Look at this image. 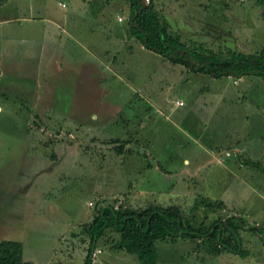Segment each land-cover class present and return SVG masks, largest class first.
Returning a JSON list of instances; mask_svg holds the SVG:
<instances>
[{
  "label": "rangeland",
  "instance_id": "rangeland-1",
  "mask_svg": "<svg viewBox=\"0 0 264 264\" xmlns=\"http://www.w3.org/2000/svg\"><path fill=\"white\" fill-rule=\"evenodd\" d=\"M148 1L187 43L221 53L264 47V0ZM124 3L0 4V240H19L34 264H82L80 225L100 205L177 204L187 215L195 205V224L239 215L247 254L163 239L156 264H264V173L243 162L264 167V77L193 73L156 55L129 34ZM105 30L124 31L127 51L98 81L87 76ZM69 51L79 72L60 65ZM110 55L102 60L114 70ZM114 237L97 240L103 250L91 264H139L110 246Z\"/></svg>",
  "mask_w": 264,
  "mask_h": 264
},
{
  "label": "trees",
  "instance_id": "trees-1",
  "mask_svg": "<svg viewBox=\"0 0 264 264\" xmlns=\"http://www.w3.org/2000/svg\"><path fill=\"white\" fill-rule=\"evenodd\" d=\"M124 2L130 34L146 49L160 54L170 62L181 64L193 73L214 77L230 74L264 77V47L256 52L228 50L221 53L206 49L200 43H187L169 29L167 20L159 16L151 1ZM243 162L264 173V167L258 162L249 159ZM199 202L211 205L204 199ZM195 208L192 205L187 215L177 204L152 203L143 207L112 203L100 205L90 220L80 225L88 240L82 264H91L97 240L107 230L116 235L111 239L110 246L134 254L139 264H156L155 242L163 239H205L210 252L247 254L240 236V230L245 228V224L239 215L229 214L223 218H215L205 226L202 221L194 223ZM260 237L264 244L263 235L260 234ZM0 264L34 263L23 259L22 243L19 240L1 239Z\"/></svg>",
  "mask_w": 264,
  "mask_h": 264
},
{
  "label": "crops",
  "instance_id": "crops-1",
  "mask_svg": "<svg viewBox=\"0 0 264 264\" xmlns=\"http://www.w3.org/2000/svg\"><path fill=\"white\" fill-rule=\"evenodd\" d=\"M3 1H7V0H2V1H0V4L3 2ZM172 1H175V0H172ZM171 0L170 1H168V2H171V3H173ZM197 1V0H196ZM60 2V1H59ZM64 3V2H63ZM41 6H42V10H46V9H48V8H50V5L49 4H45V3H42L41 4ZM196 6L197 7H204V5H202V4H200V3H198L197 2V4H196ZM126 13V12H125ZM67 18V17H66ZM168 22V21H167ZM170 22H168V24H169ZM197 23H198V20H197ZM60 26L62 27V28H64L65 30H66V32H68V33H71L72 34V32L73 31H68V29H67V27H63V25L62 24H60ZM73 29H75L74 31H77V29L75 28V26H74V28ZM106 31V30H105ZM101 33V32H100ZM114 34H115V32H114ZM130 34V33H129ZM117 35V36H116ZM118 35H120V40L121 41H119V36ZM103 37V38H102ZM125 33H124V31H122L121 33H118V34H115V35H113V33L111 32V31H106V33L104 32V34H99V37H98V39L96 40L97 42V45H98V41H101L102 42V45H101V47L99 48V51L97 52V54L96 55H93V60H96V63H97V66H95L94 67V69L93 68H91L90 70H91V72H89L90 73V75H88L87 77H92L94 80L95 79H97L98 81L102 78V76L100 75V74H102V72L99 74V71H103L104 69H106V70H110L111 72L113 71V72H115L116 71V68H118V65L120 64V62L121 61H123V59L122 58H125L123 55H122V58H121V54H120V52L121 51H127V50H125V48H126V45H125ZM110 40H115L116 42H114L115 44L114 45H112V46H107V44H104L103 43V41H110ZM134 40L135 41H137L136 40V38L134 37ZM62 41H66V40H62ZM56 42V53L57 54H61V44L59 43V42H57V41H55ZM64 45V44H63ZM91 46H92V49H93V43H91ZM143 46V45H142ZM66 49L67 48H70V45L69 46H67V47H65ZM150 52V51H149ZM152 52V51H151ZM154 52V51H153ZM71 52L69 51L67 54H69V55H67L66 54V57H60V59L62 60H60L61 61V63H60V65H62V64H64V63H67L66 65H67V67H69V68H71V70H75V69H78V72H79V68H81V67H79V66H75V67H73V63L76 61V60H71V58H72V55L70 54ZM111 53V55H110V61L113 63L114 62V70H113V66H111L110 64H109V62H108V60H107V62H104L103 60H102V58L103 57H109V54ZM124 53H126V52H124ZM127 54V53H126ZM156 55H158L157 53H156ZM68 56V57H67ZM104 59V58H103ZM65 60H66V62H65ZM77 62V61H76ZM116 62V63H115ZM95 65V64H94ZM85 69H86V67H84ZM135 68V67H134ZM100 69V70H99ZM119 69V68H118ZM138 68H137V66H136V70H137ZM77 71V70H76ZM80 71H82V70H80ZM78 72H77V74H78ZM75 74H76V72H74ZM79 76V75H78ZM106 76V75H105ZM80 77V79L81 80H84V76H79ZM104 78V77H103ZM104 81H105V79H104ZM100 82H103V81H100ZM176 101H178V99H176L175 100V103H174V105H176L177 104V102ZM182 104H184V103H182ZM173 105V106H174ZM179 105V104H178ZM106 119V118H105ZM104 119V120H105ZM106 121H107V119H106ZM105 122V121H104ZM190 135V134H189ZM149 156H151V155H149ZM202 156V155H201ZM188 157L189 156H184V157H182V160L183 161H187V159H188ZM192 157V156H191ZM202 158H204V156H202ZM201 165V164H200ZM199 164L197 165V166H200ZM99 244H96V246L95 247H98L99 248V246H98ZM101 248V247H100ZM95 249V248H94ZM102 250L103 249H101L100 250V253L102 252ZM22 253H23V246H22ZM97 256V255H96ZM23 257V256H22ZM95 257H92V261H93V259H94ZM30 261V260H29ZM92 261H91V263H92ZM32 262V261H31ZM33 263V262H32ZM83 263V262H82ZM98 263H100V261H98Z\"/></svg>",
  "mask_w": 264,
  "mask_h": 264
},
{
  "label": "built area",
  "instance_id": "built-area-1",
  "mask_svg": "<svg viewBox=\"0 0 264 264\" xmlns=\"http://www.w3.org/2000/svg\"><path fill=\"white\" fill-rule=\"evenodd\" d=\"M145 1H148V0H145ZM59 3H60V2H59ZM60 5H61V6H64V3L61 2ZM176 102H177V104H179V105L182 104V101H179V100H178V101H176ZM96 252H100V249L97 248V249L93 250L92 254H95Z\"/></svg>",
  "mask_w": 264,
  "mask_h": 264
}]
</instances>
